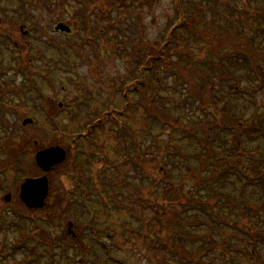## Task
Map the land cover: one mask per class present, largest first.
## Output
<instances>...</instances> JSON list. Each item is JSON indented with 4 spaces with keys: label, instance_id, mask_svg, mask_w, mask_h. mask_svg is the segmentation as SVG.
<instances>
[{
    "label": "rangeland",
    "instance_id": "1",
    "mask_svg": "<svg viewBox=\"0 0 264 264\" xmlns=\"http://www.w3.org/2000/svg\"><path fill=\"white\" fill-rule=\"evenodd\" d=\"M81 1L23 0V2H19L18 0H0V197L8 205L5 208L12 210V200L18 197L21 181L32 172H37L33 168L31 160L33 147L26 146L25 136L32 138L31 143L37 142V147L49 144L52 146L56 142L69 146L68 165L52 172L49 178L50 195L54 198L64 197L66 200L57 206L58 212L51 221L54 225L52 231L55 234H61L67 229L66 220L68 218L64 220L65 213L72 215L70 216L72 222L77 224L90 221L79 206V203L83 201L95 210L93 221L95 226L99 230L105 228L109 232L111 237H103L105 236L104 230L99 237L111 246L116 256L128 259L132 264H169L170 257L167 262L166 254L151 246V243L158 242L153 235V209L146 207L142 210L136 201L130 202L127 197L141 185L148 187L146 189L149 190L154 172L157 171L156 167L161 163L166 164V167L171 170L172 178L177 180L179 175L175 168L176 164L185 163L186 160L192 166L197 164L196 158L191 155L186 159L181 155H171V159H161L167 157V152L165 153L163 148L165 146L169 152L179 150L181 154L195 153L197 148L192 140L183 139L181 132H174L172 127H166L167 132L156 136L157 145L154 146L153 137L161 131V126L151 117L153 109L156 110L163 105L170 115L177 116L181 120L182 125L198 121L199 118L209 121V118H206L208 115H204L205 111L197 106L198 99L193 94V97L189 94L193 93L192 87L176 83L175 76L171 73H162L158 97H153V88L157 87V83L151 78L149 80L147 78V83L152 87L147 86L144 92L140 91L144 94L143 97L140 96V93L130 95L133 104L136 106L138 103V105L129 110L126 117L121 119L144 147V165L148 179L144 177L139 180L136 177L137 173L143 174L142 166L134 168L130 159L123 160L125 155L123 144L127 149V145H125L127 142L119 140L116 135V131L119 129L118 125L122 126V124L114 126L110 120H107L103 126L92 129L91 140L86 141L85 136L91 130L92 122L101 118L102 112H107L111 108L116 111L123 108L124 98L120 87L133 78L131 62L134 57L131 56L132 44L128 43L127 33L123 32L124 29L126 27L134 29L136 42L140 46L144 41L151 44L160 41L168 21L175 17L171 0H160L152 6L133 0L118 7L105 4L104 15L100 13L101 9H99L98 3L89 18H82L74 14L80 9ZM247 3L250 4V8L259 7L264 10V0H249V2L241 0H185L184 7L192 6V12L204 4L214 9V12L218 11L217 15L211 12L207 16V19L212 17L215 22L214 26L207 28L202 34L204 39L199 37L195 39L192 35L190 37L184 35L187 38L186 41L177 40L179 48L189 44V54L194 55V59L197 61L193 65L196 68L199 66V71H202L206 76L209 77L211 69L204 67L197 59L205 55L207 48L216 47V45L214 46L215 38L223 40V35L228 37V34H239L244 38L251 39L260 51L264 52V15L257 16L256 19L250 15L247 16ZM230 4L235 7L234 10H231ZM201 10L202 8H198L196 12ZM245 17L248 19L245 20ZM84 22L87 23V29ZM56 23L67 25L70 27V31L55 32L53 28ZM200 28L202 29L201 26ZM11 32H15L13 36L18 41L17 47L7 38ZM236 35L234 40L225 39V43H227L225 50H232V47L228 45H232L235 40L237 43V39L241 40ZM23 44L26 45L23 46ZM24 47L29 52L26 50L28 54H24L23 59L20 60L29 80L25 79L23 73L12 69L16 59L9 58L11 52H18L21 55L20 50ZM212 58L218 66L221 65V62L222 66H225L223 69L229 71L228 74L222 72L224 74L222 80L215 77L219 89L216 96L211 97L215 106L220 109L226 105L236 113L241 110L244 123L251 121L258 123L259 120H262L264 118L261 113L264 111V79L255 76L239 61L219 60L214 55ZM257 70L260 74L259 67ZM219 72L218 68L214 69L215 75H219ZM196 81L199 82L198 78ZM236 86L239 87L237 92L232 90ZM33 87L38 91L36 92ZM249 91L252 92L254 101L247 93ZM17 93H22V96L25 95L27 99L18 97ZM43 101L48 106L51 119L41 111V102ZM8 103L17 105L19 110L8 108ZM208 117H210V112ZM24 118L32 119V124L29 123L23 127L21 121ZM217 121L219 123L218 118ZM262 125L264 128V120ZM126 128L124 127V129ZM263 128L261 130H264ZM219 133L221 139L218 140V143L210 145V149H217L215 154L213 153L214 155L211 157L206 151L203 152L201 158L218 159L220 160L219 166H221L226 162L225 159H228L227 155L231 156L234 152L241 161L242 168L247 166L243 170L253 177H259L258 182H247L246 178L239 180L236 173L229 175L230 172H223V174L216 175L217 181L211 178L204 182L197 179L196 185V182H191V176L188 175L184 185L186 188H189L191 184L195 185L194 190L197 189L204 201L211 200L213 191L223 194L225 191L229 192L233 201L236 202L229 215L235 218V221H240L244 228L251 227L252 231H256L257 234L259 231L264 232V218L260 207H257L258 190L264 188V165L262 166L260 163L263 156L256 157V154L264 155V138L259 130L252 136L243 133L241 144L244 151L241 152L236 148L237 142L233 138L236 135L235 133L232 135V130L223 129ZM198 134L201 138L208 137L204 130H199ZM220 141L222 150L219 148ZM3 142H5V153L2 152ZM154 152H157V159H153L156 158L153 155ZM134 153L135 151L131 150L130 154ZM140 161L142 162L141 159ZM201 167L197 177L201 173V177L211 173L206 171L208 173L203 174L205 171L202 170H205L206 167ZM76 172H79L80 179L89 191L80 197L74 180ZM113 173H119L117 176L121 179L127 176L129 184H123L122 180L116 186L117 191L113 192L110 187L105 192L104 186H110L108 183L111 182ZM184 173L188 174L186 165ZM162 192L163 190L158 189L155 194ZM8 194L10 197L6 201L5 197ZM113 200L124 201L126 207L113 206ZM133 212L137 217L132 216ZM11 216L9 218L15 221V216ZM138 217L140 219H137ZM198 217L204 225L196 228L195 231L205 234L208 226L204 222L210 223V219L200 213ZM12 223L8 222L10 226ZM128 223L135 229L142 225L140 236L134 235L135 231L130 233L131 235L126 232L127 230H125L126 233L124 232V227L121 226ZM26 226L28 230L30 225ZM116 230L121 234L124 232V235L115 232ZM229 230L226 227L221 232L226 233L227 238H233ZM19 234L15 226H12L5 234L4 239L0 230L1 264H23L24 251L16 250L14 246L16 241L20 240ZM83 240L88 247L92 246L103 258L94 244L90 243L87 238ZM3 242L5 243L3 244ZM253 244L254 242L250 240L249 247ZM58 246L59 251L56 250L57 260L54 261V264H66L64 257H59L62 253L60 252L61 245ZM256 246L255 259L248 254L247 257H241L237 253H232L234 263L254 264L257 261L259 264H264V240L258 238ZM1 248L4 251H1ZM88 261L87 254L84 257V262L87 264ZM100 261L105 264L103 259ZM214 261L220 262V259L216 257Z\"/></svg>",
    "mask_w": 264,
    "mask_h": 264
},
{
    "label": "trees",
    "instance_id": "2",
    "mask_svg": "<svg viewBox=\"0 0 264 264\" xmlns=\"http://www.w3.org/2000/svg\"><path fill=\"white\" fill-rule=\"evenodd\" d=\"M18 1L23 2V0ZM129 1L131 2L132 0H82V3H79L80 9L77 11V13L74 14L79 15L82 18H89V15L93 13L92 11L96 7V4L99 3L100 8L98 6L97 8L101 9V12H99L104 15L106 8L104 7L105 4H109L111 7H118ZM133 1H141L148 4V6H152L160 0ZM241 1L249 2V0ZM171 3L175 17L168 21V25L160 41L155 42L154 44L148 42L146 43L144 41V43L141 42L140 46V44L136 42L137 38L135 36V33L133 32L134 29H132L131 27H126L124 29L126 32H123L125 34L127 33L126 38L129 41L128 43L132 44L131 56L134 57H132L133 60L131 62L133 68V78L130 79L128 83H123L120 87V91H122V96L124 98L123 108L117 111L114 110V108H111L107 112H102L103 114L100 115L101 118L92 122L93 124L91 130H89L88 135L85 136V140H91L90 134L92 133V129L103 126L104 122H106L107 120H110L114 124V126L117 124H122V126L118 125L119 129L116 131V135L118 136L119 140H125V142H127L125 144L127 145V149L122 143L123 149L125 151L123 160L130 159V162L132 163L134 168H138L139 165L142 166L141 168L143 170V174L137 173L136 177L139 180L143 179L144 177L148 179V173H146V166L144 165V147L141 146V142H139L131 129H129L128 125L123 122V119H121L126 117L129 110H131L133 107L136 108V106L138 105V103L136 104V106L133 104V101L131 99L132 97L130 95L133 93H140V91L144 92L145 89H147V86H151L147 83V78L148 80L149 78H151V80L153 79L157 83V87L153 88V97H158V90L160 89L162 83V73L173 74L175 76L176 83L178 82L181 85H190L193 89V93L189 94L191 95V97L195 96V98L198 99L197 106L201 107L202 111H205V116H209L210 112V117H206L209 118V121L199 118L198 121H192L190 123L187 122L186 124L182 125L181 120H179L177 116L170 115V113L167 112V109L164 108L165 106L162 105L156 110L153 109L151 116L155 120V122L161 126V131L153 137V144L154 146L157 145V141L155 142V138L156 136L163 134V132L166 131V127H172V130L174 132H181L183 139L192 140L196 144L197 150L192 154H181L179 150H174L175 152H169L167 150V147L165 146L163 148L165 149V153L167 152V157H162L161 159H171V155H181L182 157H184V159H186L191 155L196 158L195 160L197 164H193L192 166L188 163L187 160L185 161V163L183 162L176 164L175 168L179 175V178L177 180L172 178L171 170L166 167V164L161 163L156 167L157 171L154 172L153 182L150 185L149 190L146 189L148 187H145L143 185L138 186L136 187L134 192L128 195L127 198L130 202L136 201L142 210L146 207H151L153 209V235L158 242L151 243V246L154 249H158L159 251H162L164 254H166L165 258H167V262H169L170 257L169 264H236L234 263L235 260L232 259V253H237L241 257H247L248 254L250 257H252V254H254V252L250 250H256L257 240L258 238L262 239V236L257 234L256 231H252V228L248 230L247 227H242L240 221H235V218L229 215V213L232 212L231 209L233 208V206L236 205V202L233 201L229 192L225 191L223 194L217 193V191H213L211 200L207 199V201H204L197 189L194 190V186L198 183L197 179H200L203 182L208 178L217 181L218 177L216 175L223 174V172H230L229 175H234L236 173V177L239 180H241L242 178H246L247 182H258L259 177H253V175H249L243 170L246 169L247 166L245 165V168H242V163L234 152L231 156L227 155L228 159H225L226 162L221 166H219L220 160L202 159L201 156H203V152L206 151L207 154H210L208 156L212 157L215 154V151H217V149H210V145L211 143H218V140L221 139L220 133L218 134V132L223 129L232 130V135H234L235 133L236 136H234L233 138L237 142L236 148L241 152L244 151L241 144V135L243 133L252 136L257 130H259L262 134V137L264 138V130H261V128H263L262 122L264 118H262V120L258 119V123L252 121L249 123H244V121L242 120L243 112L241 110L236 113V111H233L231 108L226 107L225 104L224 108L219 109L215 106V103L211 98L212 96H216L219 90L215 82V77L217 76V79L220 78V80H222L221 78L223 77V75L228 74L229 72L227 69H223V67L225 66H222L221 62V65L218 66L217 63L214 62L212 55L216 56L219 60H227L228 62L239 61V63L244 64L249 70H251L255 76H260L259 78L264 79V52L262 50L260 51V49L251 39L244 38V36H240L239 34L235 35L237 37H240L241 40L237 39V43L235 40L232 45L228 43V46H231L232 50H225L227 45V43H225V39L229 38L231 40H234L235 35L228 34V37L227 35L226 37L225 35H223V40H218L219 38H215L214 46L216 45V47L207 48L204 53L205 55L197 59L199 63H202L204 65V67H208L209 69H211L209 77L206 76V74H203L202 71H199V66L197 68L196 66H194L197 61L196 59H194V55L189 54V44L184 43L185 45L179 48L177 46V40L182 42L186 41L187 38L184 37V35L188 37L192 35L195 37V39L197 37L203 38L202 34L204 33V31L207 28L214 26L213 24L215 22L212 17H208L207 19V16H209L211 12L212 14L217 15L218 11L214 12V9H212L207 4H204L203 6L201 5L200 7H198L202 8L200 12H196L198 8L192 12V6L189 5L187 8L184 7L185 0H171ZM230 5L232 8L231 10H234L235 7L232 4ZM249 5L250 4L248 3L246 4L247 16L250 15L254 19H256L257 16L260 17L261 15H264V10H262L261 8L259 9V7L250 8ZM63 7L66 8V6L64 5ZM255 9L257 10L255 11ZM239 13L242 14L241 11H239ZM245 18V20L248 19V17ZM200 26L202 27V29L200 28ZM14 33L15 32H11L7 36L8 40H10V42L12 43H14V41L11 39ZM217 44H219V46H217ZM242 44L243 46H241ZM124 48H126L125 45ZM26 53H28L26 51V47L20 50L21 55L19 60L23 59V55ZM190 57V60L192 61L189 60ZM214 67L220 70L219 75H215ZM258 67L261 71L260 74L257 70ZM196 78H198L199 82L196 81ZM232 90L237 92L239 90V87H233ZM247 93L250 95L251 100L254 101L252 92L249 91ZM143 95V93H140L141 97H143ZM146 98L148 100L147 94ZM204 98H206L205 101ZM43 106L44 108H46L45 104ZM150 107L152 108L151 104ZM261 113L262 115H264V111ZM47 116L50 119L52 117L49 114H47ZM217 118L219 120V123L217 121ZM124 127L127 128L124 129ZM199 130H204V133L208 137H206V139L201 138L200 134H198ZM31 140V137L25 136L24 141L26 146L33 147V150H37L43 147L42 145H40L36 148V146L31 143ZM221 141L219 142V148L222 150ZM56 144L61 145L66 149L67 158L62 164L54 168L55 171L60 167L68 165L67 160L69 159L70 154V149L68 148L69 146L67 147L58 142H56L55 145ZM131 150H134L135 153L130 154ZM153 155L154 157H156L153 159H157V152H154ZM256 157L263 158L260 161L261 165L263 166L264 155L256 154ZM140 159L142 160V162L140 161ZM31 160L33 168H35V171L37 172H32L30 175L36 176V174L40 173V171L34 165L33 156ZM185 165L188 174L184 173ZM201 166L206 167L205 170H202L205 171L203 172V174L208 173L209 171L211 173L204 174L205 176L202 177L201 173L197 177L199 169H202ZM118 174L119 173L112 174V180L110 183H108V185L110 186H104L105 192L107 191V188L110 187L112 188L113 192L117 191L116 186L118 185V183H121L122 180L123 184H129L127 181V176L122 177L121 179V177L117 176ZM188 175L191 176V182L193 181L196 183L195 185L191 184L189 188H186L184 184ZM193 177H195L196 179H194ZM74 180L79 197L80 195L83 196L84 194H87V192H89L87 190V187H85L84 182L80 179L79 172H76ZM158 189L163 190V192L161 194H155ZM50 194L51 193L49 192L46 205L42 209H28L17 197L14 198L15 200H12V210H7L5 208L6 206H8L7 203H5V201H3V199L0 197L1 233L3 234L5 239V234L12 226H15L16 230L19 231V236L21 237L19 238V241H16L14 246L16 250L22 249L24 251V257L22 261L23 264H54V261L57 260L56 250L59 251V244L61 245L60 252L62 253V255L59 257H64L66 264H86L84 262V257L87 254L89 260L87 264H102V261H100L101 259L104 260L105 264H132L128 259L116 256L111 246L104 242L103 239H100L99 236L103 232V230L105 231V236L103 237L111 236L109 235L107 229L104 228L103 230H99L95 226V224L93 223L95 210H93L92 207L86 202L81 201L79 203V206H81L82 210H84V212L86 213V216L90 219V221H88L89 223L87 222L83 224H77L76 222H72L70 218V216L72 215H68V213H65L64 220L68 218L66 222L71 220V222L73 223L74 235L68 234L66 230L62 231L61 234H55L52 231V227H54V225L51 221L55 214L58 212L57 210L59 208H57V206L62 204V202H65L66 200L64 197L54 198ZM113 206H118L119 208L126 207L124 201L122 200H120V202L119 200H113ZM199 213L210 219V223L204 222L206 226H208L205 234H199L195 231L196 228L204 225L202 224L203 221L199 220ZM131 214L133 217L136 216L135 212ZM11 215L15 216V221L9 218V216L12 217ZM137 219L140 218L138 217ZM8 222L13 223L10 226ZM144 223H146V221H144ZM27 224L30 225L28 230L26 226ZM121 227H124V232L125 230H127L126 232H128L129 235H131L130 233H133L135 231L136 233L134 235L140 236V232L142 231V225H140V228L138 229L131 227L129 223L124 224ZM226 227L230 229L229 231L232 233L233 238H227L228 236L226 235V233L221 232V230H224V228ZM115 232L119 231L116 230ZM124 232L123 234L119 232V234L123 236ZM84 238H87L90 243L96 246L99 252H101L103 258H101L100 254L92 246L88 247L87 243L85 244V241L83 240ZM250 240H252L254 244L253 246H250L248 248ZM4 243L5 242H3V244ZM76 248L78 249L76 250ZM1 251L4 250L1 248ZM77 257H79V259L81 258L83 261L79 262L78 260H76ZM216 257L220 259V262L214 261Z\"/></svg>",
    "mask_w": 264,
    "mask_h": 264
},
{
    "label": "water",
    "instance_id": "3",
    "mask_svg": "<svg viewBox=\"0 0 264 264\" xmlns=\"http://www.w3.org/2000/svg\"><path fill=\"white\" fill-rule=\"evenodd\" d=\"M55 30L69 32L68 26L58 23ZM31 119L22 121V125L31 123ZM66 150L61 146H48L35 153V164L44 173H48L61 164L66 159ZM49 194V180L46 174L36 178H25L19 187V198L29 209H42L46 205ZM10 195H6L5 200H9ZM73 223L67 222V233L74 235Z\"/></svg>",
    "mask_w": 264,
    "mask_h": 264
},
{
    "label": "flooded vegetation",
    "instance_id": "4",
    "mask_svg": "<svg viewBox=\"0 0 264 264\" xmlns=\"http://www.w3.org/2000/svg\"><path fill=\"white\" fill-rule=\"evenodd\" d=\"M14 41H15V43H16V46H18V41H17V39L14 37ZM26 45V44H25ZM25 45H23V46H25ZM27 51H28V49H26ZM29 52V51H28ZM28 54V53H27ZM15 58H17V57H19L20 55H19V53L17 52V53H15ZM13 65H15V63L13 64ZM31 72H33V71H31ZM17 96L18 97H20V98H23V99H27L26 98V96L25 95H23L22 96V93H17ZM8 108H11L12 110H19V108L17 107V105H11V104H9L8 103ZM4 144H5V142H3V145H2V152L4 151V153L6 152V149H5V147H4ZM34 144L35 145H37V143L36 142H34ZM39 150V149H38ZM19 190V189H18ZM258 194H259V200H258V206L257 207H260V209H261V211H262V217L264 218V188L262 187V188H260L259 190H258ZM261 217V216H260ZM261 217V219L263 220V218ZM249 229H251V227L250 228H248V230ZM259 233V235L260 236H262V239L261 240H264V232L263 231H259L258 232ZM254 259H255V252H254ZM79 262H81V261H83L81 258L78 260ZM255 263L256 264H259L257 261H255Z\"/></svg>",
    "mask_w": 264,
    "mask_h": 264
}]
</instances>
